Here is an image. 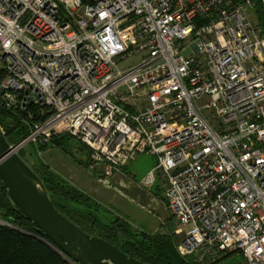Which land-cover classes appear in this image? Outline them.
<instances>
[{
	"label": "built area",
	"instance_id": "built-area-1",
	"mask_svg": "<svg viewBox=\"0 0 264 264\" xmlns=\"http://www.w3.org/2000/svg\"><path fill=\"white\" fill-rule=\"evenodd\" d=\"M259 9L264 0H0L3 101L49 108L27 139L65 124L104 183L156 156L142 187L166 182L181 256L264 264ZM0 225L14 227L1 214Z\"/></svg>",
	"mask_w": 264,
	"mask_h": 264
},
{
	"label": "trees",
	"instance_id": "trees-1",
	"mask_svg": "<svg viewBox=\"0 0 264 264\" xmlns=\"http://www.w3.org/2000/svg\"><path fill=\"white\" fill-rule=\"evenodd\" d=\"M259 17L264 23V13L260 9ZM5 75V68L0 67V85ZM50 114L49 108L34 105L27 110L8 107L0 96V126L13 146L27 139L36 124L44 123ZM39 141L30 143L28 147H34L35 150L57 148L76 163L90 169V148L68 131L53 130L49 136ZM27 150L23 148L18 153L43 179L55 207L83 230L113 243L129 256L146 264H198L193 258L180 255L177 250L179 241L172 230L174 228L166 233L135 229L126 218L116 215L97 198L70 183L50 164L36 156L35 152L30 153ZM28 153L34 155V162L29 161ZM122 170L132 172L129 164ZM91 172L98 175L95 170ZM163 181L159 178L151 191L167 204L164 195L166 185ZM0 214L14 225L12 228L0 225V264H67L56 250L35 236L38 234L35 224L11 208L1 180Z\"/></svg>",
	"mask_w": 264,
	"mask_h": 264
},
{
	"label": "water",
	"instance_id": "water-1",
	"mask_svg": "<svg viewBox=\"0 0 264 264\" xmlns=\"http://www.w3.org/2000/svg\"><path fill=\"white\" fill-rule=\"evenodd\" d=\"M0 126V180L11 208L34 223L40 238L77 264H146L113 243L83 230L54 205L43 179L19 155ZM235 264H246L238 261Z\"/></svg>",
	"mask_w": 264,
	"mask_h": 264
},
{
	"label": "rangeland",
	"instance_id": "rangeland-1",
	"mask_svg": "<svg viewBox=\"0 0 264 264\" xmlns=\"http://www.w3.org/2000/svg\"><path fill=\"white\" fill-rule=\"evenodd\" d=\"M140 60L141 57L139 55L131 56L121 61L119 67L125 69L139 63ZM0 96L3 97L2 90H0ZM53 130L68 131L65 124H57L45 133L36 134L27 139L18 149V152L23 148L28 149L27 152H35L36 156L50 164L70 183L87 193L89 192L90 195L97 198L109 210H113L116 215L118 214V216L126 218L137 230L166 233L171 231L172 228L176 230L180 227L168 205L162 199L152 194L151 188L142 187L144 177L157 163L156 156L151 154L139 155L134 161L129 163L131 173L125 172L120 177L121 179L113 178L114 175L118 174L115 173L108 182L104 183L99 180L100 172L98 176L92 174L90 169L76 163L57 148L35 150L34 147H28L30 143H39V140L49 136ZM30 153L27 154V157L29 161L34 162V155ZM163 184L165 185L166 183L163 181ZM163 184L162 186H164ZM159 206L162 207L159 209ZM169 224L171 225V229H169ZM184 236L185 230L175 234L177 241H180ZM240 259V254L236 252L227 256L218 264H235Z\"/></svg>",
	"mask_w": 264,
	"mask_h": 264
},
{
	"label": "crops",
	"instance_id": "crops-1",
	"mask_svg": "<svg viewBox=\"0 0 264 264\" xmlns=\"http://www.w3.org/2000/svg\"><path fill=\"white\" fill-rule=\"evenodd\" d=\"M125 172H127V171L122 170V172H118V174H117L116 176L114 175L113 178L115 177V178H119V179H121L120 177L122 176V174H125ZM127 173H130V172H127ZM92 174H93V173H92ZM92 174H91V175H92ZM96 176H98V175H96ZM88 193H89V192H88ZM89 194H90V193H89ZM161 207H162V206H159V209H160ZM168 226H169V229H171V227H170L171 225L169 224ZM173 234H177L175 228H174V232H173ZM179 242H180V241H179Z\"/></svg>",
	"mask_w": 264,
	"mask_h": 264
}]
</instances>
